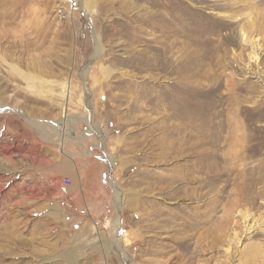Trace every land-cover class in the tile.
I'll list each match as a JSON object with an SVG mask.
<instances>
[{"label": "rangeland", "instance_id": "374dc122", "mask_svg": "<svg viewBox=\"0 0 264 264\" xmlns=\"http://www.w3.org/2000/svg\"><path fill=\"white\" fill-rule=\"evenodd\" d=\"M86 1L0 0V264H264V0Z\"/></svg>", "mask_w": 264, "mask_h": 264}, {"label": "bare ground", "instance_id": "6f19581e", "mask_svg": "<svg viewBox=\"0 0 264 264\" xmlns=\"http://www.w3.org/2000/svg\"><path fill=\"white\" fill-rule=\"evenodd\" d=\"M89 2L90 1H86L85 2V7H88L89 6ZM84 7V8H85ZM88 13V12H87ZM157 20V19H156ZM14 70L16 71V74H19V75H21V76H23V74L22 73H19L18 72V70L16 69V68H14ZM28 82H32V83H34V79L32 78V77H29V76H23ZM44 84V83H43ZM43 125V124H42ZM53 127V126H52ZM47 132V131H46ZM49 132V131H48ZM42 134V133H41ZM43 136L45 137V139H47L48 138V136H49V134L48 133H44L43 132ZM50 137V136H49ZM108 163H109V165H111L112 164V160L111 159H108ZM69 165V164H68ZM65 166V165H64ZM64 174V173H63ZM65 175V174H64ZM75 187V186H74ZM116 187V186H115ZM116 200L118 201V204H119V207L121 206V203H122V200H121V195H120V190L116 187ZM246 214V213H245ZM244 215V214H243ZM241 216V221H243V223H244V226L243 227H245V229L246 230H250L249 229V217L248 216ZM238 216V215H237ZM240 216V215H239ZM240 224V223H239ZM234 229V228H233ZM235 230V229H234ZM113 231H114V241H113V246L112 247H114L115 248V250H117V248H118V246H119V231H120V219L118 218L117 219V221H116V223H115V228L113 229ZM236 231V230H235ZM234 232V231H233ZM238 232V231H237ZM237 232H235V234H233V235H237ZM113 234V233H112ZM113 236V235H112ZM240 239V238H239ZM237 240H238V238H237ZM238 242H240L239 240H238ZM223 252L227 255L228 254V251L227 250H223ZM121 256H122V260L124 261H126V258H125V254H124V252L123 253H121Z\"/></svg>", "mask_w": 264, "mask_h": 264}, {"label": "built area", "instance_id": "2783aa9c", "mask_svg": "<svg viewBox=\"0 0 264 264\" xmlns=\"http://www.w3.org/2000/svg\"><path fill=\"white\" fill-rule=\"evenodd\" d=\"M73 185V181L70 179V178H66L65 180H64V186L66 187V188H69V187H71Z\"/></svg>", "mask_w": 264, "mask_h": 264}]
</instances>
